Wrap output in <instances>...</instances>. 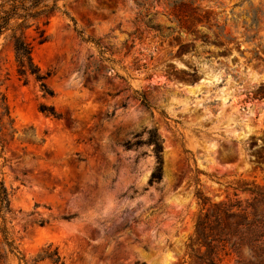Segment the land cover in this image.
Masks as SVG:
<instances>
[{"label": "rangeland", "instance_id": "1", "mask_svg": "<svg viewBox=\"0 0 264 264\" xmlns=\"http://www.w3.org/2000/svg\"><path fill=\"white\" fill-rule=\"evenodd\" d=\"M59 7L66 15L39 24L47 42L28 33L52 97L33 78L18 80L12 45L0 39L17 132L0 147L10 239L29 264L48 245L64 264H188L195 193L218 202L239 180L264 184V0ZM79 31L94 43H82ZM150 130L163 145L153 185L152 150L126 148Z\"/></svg>", "mask_w": 264, "mask_h": 264}, {"label": "trees", "instance_id": "2", "mask_svg": "<svg viewBox=\"0 0 264 264\" xmlns=\"http://www.w3.org/2000/svg\"><path fill=\"white\" fill-rule=\"evenodd\" d=\"M64 0H0V39L9 41L13 49L15 74L19 81L27 84L33 78L43 96L52 97L53 92L45 84L49 73L41 74L32 58V46L28 33L34 30L39 44L47 42L45 31L49 20L61 11L59 3ZM82 43H94L83 32H77ZM8 78H0V147L3 149L4 137L13 140L17 134L10 115L9 106L3 87ZM141 103L148 107L143 96ZM38 112L59 120L52 107L40 106ZM144 142L126 144V148L144 145L152 150L156 167L150 176L149 185L157 184L162 176V140L155 130L146 133ZM40 143H44L40 141ZM231 195H226L218 202H212L201 192L195 193L198 213L194 220L193 235L186 247L188 264H222L224 258L234 257V264H264V184L255 181L239 180L232 186ZM10 194L0 179V264H9L11 258L17 264H29L14 242L10 239L5 218L11 213ZM40 226L44 222H39ZM49 262L64 264L57 249L48 245L42 248L32 259L31 264Z\"/></svg>", "mask_w": 264, "mask_h": 264}]
</instances>
